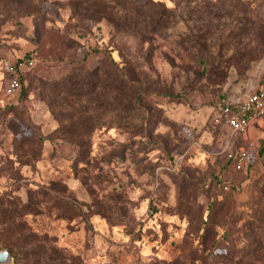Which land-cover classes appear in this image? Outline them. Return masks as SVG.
Here are the masks:
<instances>
[{
  "label": "rangeland",
  "instance_id": "obj_1",
  "mask_svg": "<svg viewBox=\"0 0 264 264\" xmlns=\"http://www.w3.org/2000/svg\"><path fill=\"white\" fill-rule=\"evenodd\" d=\"M75 1L41 0L30 16L0 0V238L13 264H264V117L245 140L220 110L264 91V48L245 34L264 33V0H118L157 32ZM103 51L134 79L132 100L104 83L66 89L73 64L95 71ZM233 143L248 156L239 172L223 154Z\"/></svg>",
  "mask_w": 264,
  "mask_h": 264
},
{
  "label": "trees",
  "instance_id": "obj_2",
  "mask_svg": "<svg viewBox=\"0 0 264 264\" xmlns=\"http://www.w3.org/2000/svg\"><path fill=\"white\" fill-rule=\"evenodd\" d=\"M21 5H25L26 9H28V15L30 16H36L38 15L37 10L41 4V0H18ZM74 6L77 8H80V10L85 12H94L98 13L100 15L112 17L118 22L122 23L123 25L127 27L132 28H142L148 31L157 32L160 28V26L163 24H155L152 22L151 18H142L143 15L126 10L125 7L121 4L118 0H77L74 2ZM232 6L241 11L242 14L245 16L251 15V12L249 11V8L243 3L240 4L238 1H234ZM36 13V14H35ZM162 18V17H160ZM153 20H157L153 19ZM256 31L255 34V42L258 41V44L260 45V49L264 48V33L262 29H254V30H247L245 34H248L250 32ZM104 55L105 63L102 65H99L98 68L93 70H87L85 74H83V69H85V66L87 64V59H83L82 62L75 65V73L71 75L68 79L67 88L70 91L74 90H82L85 88L95 89L98 87L100 83H104V86L106 88L114 89L121 93L122 96H124L126 99L130 98L132 100L133 94H134V79H132L130 73H126L124 69H121L119 64H117L111 56V53L108 51L102 52ZM100 71L101 73H105L107 75L108 81L102 79V77L95 75V72ZM106 78V76H105ZM22 82V79H21ZM137 101V100H136ZM225 101V100H224ZM129 107L125 108V111H128ZM227 166L232 167V164L230 161L227 160ZM233 168V167H232ZM42 200L40 204H44L47 201V193L46 192H40L39 195ZM62 202L61 205H63ZM4 202H0V206H2ZM17 207L19 213L23 215L32 214L33 210H31L32 203H28L27 205L23 204H16V203H10V206ZM62 212V211H61ZM15 227V229H10L7 234L16 236L17 234H21L23 232V229ZM22 237L25 238L23 234H21ZM0 244L3 247L2 251H8L13 261H16V256L13 255L15 245L14 243L8 238L7 240H3L0 238ZM27 240L25 238L24 242ZM1 250V249H0Z\"/></svg>",
  "mask_w": 264,
  "mask_h": 264
},
{
  "label": "built area",
  "instance_id": "obj_3",
  "mask_svg": "<svg viewBox=\"0 0 264 264\" xmlns=\"http://www.w3.org/2000/svg\"><path fill=\"white\" fill-rule=\"evenodd\" d=\"M33 66V62L28 64V67ZM22 67L23 65L20 64L11 69L13 76L6 90L9 96H16L21 91L22 84L18 70H21ZM220 110L232 137L247 140L252 128L264 117V91H256L239 99L227 98L220 105ZM223 154L238 172L244 169L248 161L247 153L236 148L234 143L227 144Z\"/></svg>",
  "mask_w": 264,
  "mask_h": 264
},
{
  "label": "water",
  "instance_id": "obj_4",
  "mask_svg": "<svg viewBox=\"0 0 264 264\" xmlns=\"http://www.w3.org/2000/svg\"><path fill=\"white\" fill-rule=\"evenodd\" d=\"M0 264H13V258L8 251L0 250Z\"/></svg>",
  "mask_w": 264,
  "mask_h": 264
}]
</instances>
